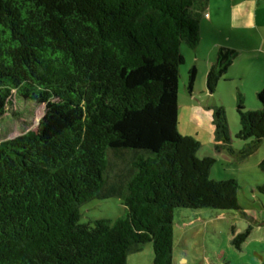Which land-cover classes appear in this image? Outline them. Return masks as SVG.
Wrapping results in <instances>:
<instances>
[{"label": "trees", "instance_id": "16d2710c", "mask_svg": "<svg viewBox=\"0 0 264 264\" xmlns=\"http://www.w3.org/2000/svg\"><path fill=\"white\" fill-rule=\"evenodd\" d=\"M209 1L0 0V116L14 98L45 105L36 131L0 142V264H128L149 243L153 264H174L177 211L243 212L238 182L211 179L215 159L179 130L182 45L199 46ZM237 56L218 50L209 93ZM257 99L247 111L238 92L234 140L216 107L217 151L261 148L264 88ZM117 197L124 215L80 223L83 204Z\"/></svg>", "mask_w": 264, "mask_h": 264}, {"label": "rangeland", "instance_id": "374dc122", "mask_svg": "<svg viewBox=\"0 0 264 264\" xmlns=\"http://www.w3.org/2000/svg\"><path fill=\"white\" fill-rule=\"evenodd\" d=\"M221 45L238 52L235 71L245 69L246 77L235 79L231 72L219 81L215 92L209 93L207 74ZM182 54L185 64L181 66L179 81V130L184 136L196 133L201 155L215 159L211 179L238 182V198L244 210L229 211L227 218H219L221 212L211 209L200 211L199 215L187 209L177 211L174 264H261L264 260V192L259 188L264 190V171L260 167L264 160V143L255 154L242 159L216 150L211 139L215 131L211 127H215L216 107L222 108L234 140L240 129L238 92L258 100L256 81L264 80V0H210L206 17L201 19L200 45L191 49L183 44ZM193 66L198 73L195 88L203 93L189 98L184 84ZM244 103L248 111L250 99ZM44 113L45 105L14 98L8 112L0 116V142L36 131ZM192 119L198 120L201 126ZM81 213L80 223L84 224L97 219L114 221L124 215L125 206L118 197L94 199L81 206ZM249 227H252L250 236L241 244V249H237L233 244L234 235ZM153 257V246L149 243L141 252L132 253L128 264H153Z\"/></svg>", "mask_w": 264, "mask_h": 264}, {"label": "crops", "instance_id": "0c3cea01", "mask_svg": "<svg viewBox=\"0 0 264 264\" xmlns=\"http://www.w3.org/2000/svg\"><path fill=\"white\" fill-rule=\"evenodd\" d=\"M209 3H210V1H209ZM209 5V4H208ZM206 13V12H205ZM200 45V44H199ZM221 47H229V46H227V45H221L218 49H217V52H216V56H215V60L213 61V63L216 61V58H217V53H218V50L221 48ZM229 48H232V47H229ZM232 49H234V48H232ZM238 58V57H237ZM236 61L237 60H235L234 61V63H233V65L231 66V68H230V70L228 71V73L225 75L226 77H227V75H229L231 72L233 73V76H234V78L235 79H240L241 80V78L242 77H246V70L245 69H243V70H241V71H235V65H236ZM213 63H212V65H213ZM212 65H211V67H212ZM194 67V66H193ZM196 67V66H195ZM197 69V68H196ZM241 82H243V81H241ZM239 85H240V83H239ZM244 85V84H243ZM264 88V80L263 79H261V80H259V81H256V85H255V96H256V98H257V94H258V92L259 91H261L262 89ZM208 90V89H207ZM203 92H201V91H199L198 89H196L195 88V91L193 92V94H191V95H189V94H187L188 95V97L189 98H193V97H198V96H200V94H202ZM205 93V92H204ZM250 99V103H251V105H250V107H249V110H256V109H259V107H260V103H259V101L257 100V102L256 101H254V100H252V97L250 98L249 96H248V94L247 93H245V101L247 100V99ZM256 100V99H255ZM192 121H194L197 125H200L201 126V124L199 123V121L198 120H194V119H192ZM210 126H211V123H210ZM212 129H214V131H215V127L214 126H212L211 127ZM196 132H198V130L196 129ZM196 133H194V135H192V136H195L196 137ZM197 138V137H196ZM211 139L212 140H214V142H215V146H216V141H215V135H213V138H212V134H211ZM237 146V145H236ZM240 147V146H239ZM201 149H202V147H201ZM219 152H221V151H219ZM223 152H225V151H223ZM199 155L201 156V157H205V156H203V155H201V150H200V152H199ZM218 217L219 218H227L228 216L227 215H218ZM133 259V258H132Z\"/></svg>", "mask_w": 264, "mask_h": 264}]
</instances>
